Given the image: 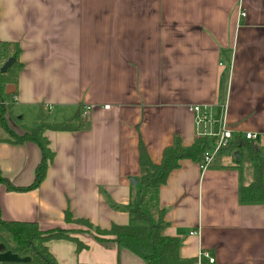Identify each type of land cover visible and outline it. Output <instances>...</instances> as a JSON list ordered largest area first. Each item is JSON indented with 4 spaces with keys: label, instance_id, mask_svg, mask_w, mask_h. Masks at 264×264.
<instances>
[{
    "label": "crops",
    "instance_id": "obj_1",
    "mask_svg": "<svg viewBox=\"0 0 264 264\" xmlns=\"http://www.w3.org/2000/svg\"><path fill=\"white\" fill-rule=\"evenodd\" d=\"M0 42L20 49L17 83L5 86L17 121L10 128L22 133L26 115L61 122L88 108L81 129L45 132L53 159L36 188L0 184L4 220L68 229L83 244L48 241L56 264H145L65 221L68 211L98 229L128 224L142 195L149 221L165 223L163 235L179 239L182 258L264 264V203L238 197L253 179V158L264 177V0H0ZM222 126L231 141L256 134L245 139L253 156L231 146L204 169L180 161L155 189L138 183L140 142L158 164L175 136L188 146ZM6 137L0 128V173L27 186L40 151ZM16 260L0 251V264Z\"/></svg>",
    "mask_w": 264,
    "mask_h": 264
},
{
    "label": "trees",
    "instance_id": "obj_2",
    "mask_svg": "<svg viewBox=\"0 0 264 264\" xmlns=\"http://www.w3.org/2000/svg\"><path fill=\"white\" fill-rule=\"evenodd\" d=\"M19 52L20 49L16 43L0 42V67L8 58L14 59L6 72L0 73V128L7 136L6 142L13 144L32 142L35 144L40 151V161L35 167L32 183L27 186H15L0 173V184L4 185L7 191L16 192L34 189L44 179L47 166L53 159V152L49 147L45 132L75 131L82 128L79 120L81 108H78L74 116L61 122L51 121L48 114L41 112L32 125H20L23 129L22 133H17L9 127V121H17L12 116L11 111L12 95L5 92V86L17 83L18 72L21 67L18 61ZM5 105L8 107L6 108ZM214 141V137L200 135L190 145L184 146L181 144L180 138L175 136L172 145L163 149L158 164L150 161L143 144L140 142L138 183L145 192L159 187L166 182L169 173L178 168L180 161L190 160L200 164L203 154L212 150ZM231 146L236 148L246 146L253 156L252 146L245 141V137L243 138L239 134L235 135L233 141H230L224 148ZM253 161V179L246 186L239 188L238 197L242 204L264 203V177L260 164L254 158ZM143 202L144 195L141 196L138 205L130 210V223L124 225L111 224L108 229L94 228L87 220L80 218L74 220L68 211L65 212V221L86 227V230L80 231L89 232L93 230L97 241L112 240L119 248H124L140 257L145 264H193L192 259L182 258L179 255L180 241L178 238L163 235L165 223L162 220L156 224L150 223L142 209L141 204ZM71 233H73L71 230L63 228L41 230L34 222L4 220L0 212V244L4 246V250H9L19 258V260L6 262V264H56L54 257L46 247V243L50 240L67 239L76 242L78 249L84 247Z\"/></svg>",
    "mask_w": 264,
    "mask_h": 264
},
{
    "label": "built area",
    "instance_id": "obj_3",
    "mask_svg": "<svg viewBox=\"0 0 264 264\" xmlns=\"http://www.w3.org/2000/svg\"><path fill=\"white\" fill-rule=\"evenodd\" d=\"M241 15H244V13H241ZM87 109L88 108L82 109L81 116L86 115ZM189 110H191L193 112L201 111L199 106H191V107H189ZM232 137H233V132L229 128L222 126V129L219 131V133L215 135V141H214V146H213L212 150H210L209 152H205L203 154L202 161L200 162V167L202 169L206 168L210 164L213 155L215 153H217L218 151L222 150L224 147H226L230 143V141L232 140ZM244 137L247 140L248 139H254L256 137V134L246 132L244 134ZM193 233L194 232H191V234H193ZM200 255L208 258L210 263L213 262V259L209 258V255L207 253L204 252V253H201Z\"/></svg>",
    "mask_w": 264,
    "mask_h": 264
},
{
    "label": "rangeland",
    "instance_id": "obj_4",
    "mask_svg": "<svg viewBox=\"0 0 264 264\" xmlns=\"http://www.w3.org/2000/svg\"><path fill=\"white\" fill-rule=\"evenodd\" d=\"M5 107L7 108L8 107V105H5ZM13 111H14V109H13ZM12 111V112H13ZM7 114V113H6ZM19 115H21V114H18V116ZM7 116V115H6ZM17 117V116H16ZM51 118V116L49 115V119ZM29 119V117L26 115V117H25V119H23V120H21V122H19L18 123V125H22V126H30V125H32V120H28ZM216 155H218V153L216 154ZM241 162L243 163V162H248V160H247V158L246 157H243V158H241ZM150 223H152V222H150ZM153 224V223H152ZM84 228V227H83ZM94 232L93 230H90V232ZM81 233V231H75V233Z\"/></svg>",
    "mask_w": 264,
    "mask_h": 264
},
{
    "label": "water",
    "instance_id": "obj_5",
    "mask_svg": "<svg viewBox=\"0 0 264 264\" xmlns=\"http://www.w3.org/2000/svg\"><path fill=\"white\" fill-rule=\"evenodd\" d=\"M14 59L13 58H8L0 67V73H5L6 70L11 66V64L13 63ZM133 183L134 180H132ZM4 250V246L2 244H0V251Z\"/></svg>",
    "mask_w": 264,
    "mask_h": 264
}]
</instances>
